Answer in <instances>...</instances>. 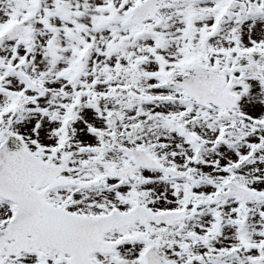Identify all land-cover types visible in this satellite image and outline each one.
Instances as JSON below:
<instances>
[{
	"label": "snow or ice",
	"instance_id": "snow-or-ice-1",
	"mask_svg": "<svg viewBox=\"0 0 264 264\" xmlns=\"http://www.w3.org/2000/svg\"><path fill=\"white\" fill-rule=\"evenodd\" d=\"M0 264H264V0H0Z\"/></svg>",
	"mask_w": 264,
	"mask_h": 264
}]
</instances>
